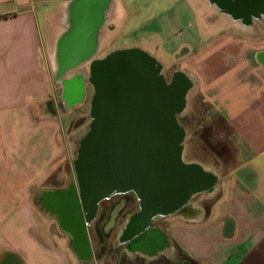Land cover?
Wrapping results in <instances>:
<instances>
[{
  "label": "crops",
  "instance_id": "obj_1",
  "mask_svg": "<svg viewBox=\"0 0 264 264\" xmlns=\"http://www.w3.org/2000/svg\"><path fill=\"white\" fill-rule=\"evenodd\" d=\"M83 1L0 0V264L107 263L93 254L80 256L56 234L47 240L31 201L64 152L59 112L48 107L51 73L45 53L52 50L46 52L44 31L47 24L54 26L50 47L56 48L68 6ZM193 1L208 11L207 38L199 46L184 45L171 69L190 82L184 112L200 120L192 157L182 155L183 162L212 175V188L192 195L164 225H147L144 232L158 241L140 243L131 236L129 254L117 255L111 264H176L179 255L190 264H264V37L257 24L264 17L247 27L242 19ZM117 6L110 22L121 21L120 34L123 9ZM156 16L145 17L137 32H152ZM149 54L166 70L169 63ZM128 226L119 230L122 244Z\"/></svg>",
  "mask_w": 264,
  "mask_h": 264
},
{
  "label": "water",
  "instance_id": "obj_2",
  "mask_svg": "<svg viewBox=\"0 0 264 264\" xmlns=\"http://www.w3.org/2000/svg\"><path fill=\"white\" fill-rule=\"evenodd\" d=\"M95 1L85 0L81 5L89 7ZM219 1H226L232 15L243 13L246 20L264 15V0ZM87 80L93 88L92 120L79 144L75 162L85 203L94 204L115 188H122L120 180L127 178L130 168L141 184V195L149 196L151 210L182 209L193 187L198 192L212 188V175L182 159L185 133L176 116L186 106L189 82L185 76L177 75L167 83L153 57L139 50H119L96 61ZM64 87L66 93L75 88L79 94L81 85L69 81ZM145 168L147 192L143 187ZM51 196V211L58 213L59 225L78 242L73 249L87 257L81 243L84 232L73 188ZM144 219L143 216L137 220L146 224ZM129 227L137 242L159 240L156 234L144 232L147 225Z\"/></svg>",
  "mask_w": 264,
  "mask_h": 264
},
{
  "label": "rangeland",
  "instance_id": "obj_3",
  "mask_svg": "<svg viewBox=\"0 0 264 264\" xmlns=\"http://www.w3.org/2000/svg\"><path fill=\"white\" fill-rule=\"evenodd\" d=\"M200 4H202V2ZM142 5H145L147 10H142ZM196 5L197 4H195L193 0H124V6L126 8L136 6L141 12H143L142 17H138L137 19L136 17L128 18L127 29H137L138 25L145 17L150 18V16L153 17L160 13H162V17H158V21L153 24L150 29L152 32L147 33L135 32L134 34L129 35V30L126 29L124 35H121V33L118 34L117 29L119 28L121 21L118 25L115 24L116 28L114 32H110L109 30L106 31L104 28L101 29L98 35H96V51L100 48L102 49L96 55V59L100 57L102 58L105 54L110 53L117 48L135 47L143 51L142 49L144 47L145 50H147V54L148 52H152L157 57H160L165 63H169V65L166 64L168 65L166 70L161 69L162 75H165V79L169 82L170 76L174 71L171 67L175 65L174 61L176 53H180L179 50L184 47V45L190 48V46H199L202 42L204 43L206 41V28L209 19L207 14L208 11L203 6ZM58 9L59 7L51 13V20L54 19ZM37 12L40 13L39 8L37 9ZM111 18L113 17L110 14L107 24L110 22ZM53 23L54 21H52L51 24L53 25ZM257 24L260 30L263 31L264 37V20L259 21ZM52 27L53 30H51V27L47 24L46 30L44 31V41L48 44L46 52L47 50H52V53H45L51 73L49 87L50 102H48V107L51 109V107L55 106L59 112L58 114L62 121L60 135L64 152L62 157L57 161L53 175L45 185L34 191L31 201L34 208L35 220L40 224L41 233L45 232L44 235L47 240H49L48 238H51L53 234H56L57 238H61L60 240L65 239L62 245H66L68 244V241H70V237L67 234H64L65 231L59 225L57 220L58 213L51 211V208L54 207L51 195L56 191L67 188L70 183H76V178L78 177L75 162L78 156L79 144L87 133L92 120L90 110L93 93L91 90L92 87L86 85L83 101L78 102L71 108L67 107V104L62 97L61 81L64 78H70L73 74L82 73V71L84 73L82 75L86 77V67L80 69L71 66L65 68L59 67L57 53L55 51H57L58 43L63 37L56 39V48L50 47L54 33V26ZM159 30L165 31L164 33L158 34ZM61 33H63V31ZM260 34L262 37L261 32ZM164 35L168 41L167 43H164ZM156 45H161V47L157 50ZM51 97H53L54 102H52L53 99ZM185 108L186 106L179 114H177L176 120L185 133L182 145H188L187 151L185 154L183 153V156L184 159H189L192 157V151L190 149L191 140L193 137L199 136L197 135L199 129L196 127L197 124L200 123V120L191 117L190 113L184 112ZM205 109L206 108L204 107L203 113L205 112ZM204 137L206 138V136ZM204 150L207 152L206 148ZM222 157L223 156L220 158ZM108 216L109 210L103 212L100 217L101 223L97 225V233H94L92 229L94 226L89 227L88 238L90 246L86 252L87 256L93 253V259L97 262L104 258L107 261V263H104L111 264V260L117 259V255L129 254L126 245L119 241L120 239L118 235L121 227L127 225V223L132 220V217H126L123 223H121V217H119L118 211L115 210L112 213L110 220L113 221V225L103 226L104 222L108 220ZM165 219L166 218H164V220H159L154 224L164 225ZM174 262H176V264H190L188 260L184 259V257L182 258L180 255L177 259L175 258Z\"/></svg>",
  "mask_w": 264,
  "mask_h": 264
},
{
  "label": "flooded vegetation",
  "instance_id": "obj_4",
  "mask_svg": "<svg viewBox=\"0 0 264 264\" xmlns=\"http://www.w3.org/2000/svg\"><path fill=\"white\" fill-rule=\"evenodd\" d=\"M85 1V0H84ZM83 1V2H84ZM206 4H208L211 8V11H217L219 13V6L215 5L214 3H209L205 0ZM120 4L121 8L123 9V17H122V26H120V33L121 35H124L126 33L127 29V22L128 18L131 17H142L143 12L139 10L136 6L134 7H128L126 8L124 6V0H117L115 1L111 0H97L95 1L91 6L85 7L84 5H77L76 3H71V5L68 6V12H67V22L65 25V29L63 30V33L61 35L62 40L58 43V49H57V59L59 63L60 68H65L68 66L71 67H77V69H80L82 67H86V77H84L82 73L73 74L70 78H64L61 81V87H62V97L64 101L67 104L68 108L73 107L75 104L74 102L83 101V98L85 96V90L86 85L92 87L87 77L89 76V69L90 67L98 60L101 59L97 58L96 55L101 51L102 48L96 51L97 49V36L99 31L104 28L106 31L114 32L115 31V24H112L111 22H108L110 14L112 17L115 16V11L118 8L117 4ZM142 10H147V7L145 5H142ZM222 15L228 16L227 14ZM238 14V13H237ZM156 16V15H155ZM162 17V13L158 14L154 21H158V17ZM229 17V16H228ZM236 18L242 19L243 24L249 27L251 25V20L254 17H251L250 20H246V16L243 15V13H239V15L235 16ZM230 18V17H229ZM231 19V18H230ZM144 21V19L142 20ZM143 27H139L138 29H127L129 30V35L134 34L135 32L141 30ZM119 50H139L135 47H122L117 48L114 51ZM111 51L110 53L114 52ZM143 52V51H141ZM145 53V52H144ZM109 54V53H107ZM105 54L104 56H106ZM103 56V57H104ZM102 57V58H103ZM79 67V68H78ZM176 74L179 73H172L170 76L169 82H171ZM164 80L167 82V80L164 77ZM78 81L81 85L80 92L78 94V90L75 88H72L69 90L68 93L65 92L64 85L66 82ZM167 82V83H169ZM93 93V88L91 89ZM93 95V94H92ZM76 102V104L78 103ZM70 104V105H69ZM127 178L124 180H120L122 183V188H115L112 190L109 194L106 196L100 198L97 202L93 204L92 201L89 203H85L83 201L81 191L79 189L78 179L76 178V183H70L67 187H71L74 190V195L77 199V203L79 205L80 215H81V223L80 225L83 228L84 232V240L81 242L82 246H84L83 252L89 249L90 241H89V227L94 226L93 231L94 233H97V225H99L101 222V216L103 212L106 210H109V216L108 220L104 222L103 226L105 225H113V221L111 220L112 213L117 210L119 213V217L121 220V223L125 220L126 217L130 216L132 217L131 221L127 223V225H155L154 223L159 220H164V218H167V216H170L172 214H175L179 212L180 209H175L173 211H167L164 207L151 210L149 206L150 199L148 195H141L140 193V183L137 181L134 177V170L133 168L128 169ZM127 185V186H125ZM149 185L148 177H147V170L144 169V180H143V187L145 188V192H147ZM145 217L144 220H147L146 224L141 222V217ZM58 223H59V215H58ZM162 224V222H161ZM131 228L128 226V228L125 230L124 234L122 235V241L123 244L126 245L127 242L132 239V232ZM70 237L71 246L73 247L75 243V238H73L70 234L66 233ZM129 249L132 251L133 247L135 246L134 241L132 244L129 245ZM91 251V250H90ZM91 253V252H89ZM82 254V253H81ZM80 254V255H81ZM93 253H91L92 255ZM90 255V256H91Z\"/></svg>",
  "mask_w": 264,
  "mask_h": 264
},
{
  "label": "bare ground",
  "instance_id": "obj_5",
  "mask_svg": "<svg viewBox=\"0 0 264 264\" xmlns=\"http://www.w3.org/2000/svg\"><path fill=\"white\" fill-rule=\"evenodd\" d=\"M205 1H207V2H209V3H214L215 5H218L219 6V10H220V12L221 13H223V14H227L231 19H233V18H235V15H232L231 14V12H229V10H228V8H229V5H228V3L225 1H219V0H205ZM83 3V2H82ZM196 3H198L197 1H196ZM197 6V5H196ZM198 8H200V7H198ZM204 9V8H203ZM260 17H263V15L261 16L260 15ZM159 64V63H158ZM159 66H160V69H161V65L159 64ZM53 67H54V65H53ZM177 75H180V74H176V76ZM189 82V81H188ZM190 87H191V84H190V82H189V84L187 85V87H186V93H187V90H188V92H189V90H190ZM76 102H78V101H76ZM76 102H74L73 104H76ZM70 105V104H69ZM198 192V189L197 188H195V187H193L192 189H191V191L188 193V196L187 197H191L192 195H194V194H196ZM78 242H77V240H75V244H77ZM77 253L80 255L81 253L80 252H78L77 251Z\"/></svg>",
  "mask_w": 264,
  "mask_h": 264
}]
</instances>
